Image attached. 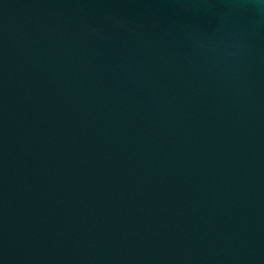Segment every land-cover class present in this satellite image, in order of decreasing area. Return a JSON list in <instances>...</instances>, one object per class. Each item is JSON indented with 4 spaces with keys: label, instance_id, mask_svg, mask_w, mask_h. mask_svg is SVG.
<instances>
[{
    "label": "water",
    "instance_id": "water-1",
    "mask_svg": "<svg viewBox=\"0 0 264 264\" xmlns=\"http://www.w3.org/2000/svg\"><path fill=\"white\" fill-rule=\"evenodd\" d=\"M0 264H264V0H0Z\"/></svg>",
    "mask_w": 264,
    "mask_h": 264
}]
</instances>
